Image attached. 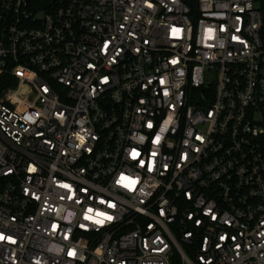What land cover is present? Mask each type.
Segmentation results:
<instances>
[{"label":"built area","instance_id":"obj_1","mask_svg":"<svg viewBox=\"0 0 264 264\" xmlns=\"http://www.w3.org/2000/svg\"><path fill=\"white\" fill-rule=\"evenodd\" d=\"M192 2L0 0V264H264V0Z\"/></svg>","mask_w":264,"mask_h":264},{"label":"trees","instance_id":"obj_2","mask_svg":"<svg viewBox=\"0 0 264 264\" xmlns=\"http://www.w3.org/2000/svg\"><path fill=\"white\" fill-rule=\"evenodd\" d=\"M187 3H189L190 5H192V0H186ZM13 84L8 82L7 79L5 77H0V91L3 89H6L10 86H12Z\"/></svg>","mask_w":264,"mask_h":264},{"label":"snow or ice","instance_id":"obj_3","mask_svg":"<svg viewBox=\"0 0 264 264\" xmlns=\"http://www.w3.org/2000/svg\"><path fill=\"white\" fill-rule=\"evenodd\" d=\"M149 127H151V125L149 124L148 125ZM159 140V138H157V141ZM135 155V154H134ZM109 219H111V217H109ZM73 254V253H70V255Z\"/></svg>","mask_w":264,"mask_h":264}]
</instances>
